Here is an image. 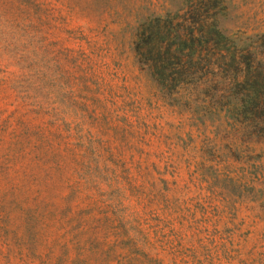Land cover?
Here are the masks:
<instances>
[{"label": "rangeland", "instance_id": "1", "mask_svg": "<svg viewBox=\"0 0 264 264\" xmlns=\"http://www.w3.org/2000/svg\"><path fill=\"white\" fill-rule=\"evenodd\" d=\"M183 19L264 103V0H0V264H264V106L205 129L139 70Z\"/></svg>", "mask_w": 264, "mask_h": 264}, {"label": "trees", "instance_id": "2", "mask_svg": "<svg viewBox=\"0 0 264 264\" xmlns=\"http://www.w3.org/2000/svg\"><path fill=\"white\" fill-rule=\"evenodd\" d=\"M188 23L191 22L185 19L180 24L171 23L173 31L168 34L146 32L144 26L140 27L139 36L134 38L139 44V51H135L139 55V70L151 82L159 101L186 110L192 118L198 116V122L205 129L228 123L229 128L236 130L235 116L241 111L252 115L248 109L246 112L242 109L243 104L257 109L264 106V103L257 104V99L238 98L241 70H250L253 62L255 47L250 43L251 36L226 33L211 24L212 31L204 37L196 34L193 25ZM174 27L179 29L176 31ZM211 68L217 72L209 80ZM206 118L212 122L207 124Z\"/></svg>", "mask_w": 264, "mask_h": 264}]
</instances>
